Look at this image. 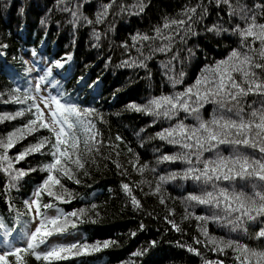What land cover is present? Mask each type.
I'll return each instance as SVG.
<instances>
[{
    "label": "trees",
    "instance_id": "1",
    "mask_svg": "<svg viewBox=\"0 0 264 264\" xmlns=\"http://www.w3.org/2000/svg\"><path fill=\"white\" fill-rule=\"evenodd\" d=\"M105 4L111 5L108 14L97 22V13L102 12ZM139 4L143 5V11L132 7ZM241 4L258 12L264 0H230L229 4L224 0L220 3L217 0H0V115L7 113L14 117L0 120V139L6 140L9 132L22 128L34 118L36 109L32 107V97L39 104L45 96L59 95L63 102L94 108L99 114L89 117L99 132L100 143L96 145L99 150L89 155L81 143L85 167H73L74 178L62 177L63 188L57 185L53 189L64 198L56 200L47 193L39 198L41 205H53L47 209L41 207L47 216H56L58 210L68 214L82 208L85 211L76 216H62L61 221H75V226L69 223L64 232L54 233L44 244H38L35 251L47 252L51 249V240L77 232L83 235L63 239L59 244L79 242V245L92 246L98 241H116L115 245L98 251L81 248L77 255L66 251L50 260L37 259L31 251L24 250L30 232L39 224V217L34 218L35 205L29 210L24 202L36 199L33 192L47 175L46 170H40L42 164L52 159L47 151L49 145H45L42 153H31L22 161L14 160L13 168L26 173L14 182V187H8L13 183L10 174L0 168V256H4L7 264H206L216 260L240 264L231 248L213 251L202 228L207 229L209 236L264 249V239L256 238V233L264 228V217L245 220L243 226L235 228L227 221L234 220L239 213L220 222L204 223L196 219V216L225 215L222 209L195 202L187 206L183 200L188 193L211 191V184L203 185L181 175L163 182L161 192H154L159 176L189 167L187 161L181 160L158 162L164 154L180 152L181 146L160 139L156 133L178 120L195 124L193 117L182 109L169 119L126 108L131 102L144 104L153 96L182 92L207 66L228 57L232 49L247 51L240 44L242 38L232 31L237 24L244 27V22L229 10L230 7L238 9ZM192 8L196 11L186 12ZM165 18L184 20L189 31L185 33L182 28L175 32L167 51L161 52L157 49L167 41L156 37L154 29L162 28ZM257 22L264 23V15L258 16ZM214 24L227 31H209ZM137 34L156 38L134 41L132 37ZM163 34L167 36L168 30ZM249 41L254 49L259 47V41L252 38ZM24 52L32 56L25 58ZM57 60L64 62L60 71L53 68ZM255 71L264 77L259 69ZM42 76L45 79L40 80ZM37 82L40 83L38 91L35 90ZM12 95L19 96L21 102L10 99ZM262 101L264 96L249 94L243 101L245 112L264 107ZM40 107L45 118L49 116L51 120V114L47 115ZM217 108L209 101L200 109V115L205 120L211 119L214 114H221ZM21 109L24 114L14 116ZM77 135L85 138L83 132ZM49 136L48 129L37 125L35 132L18 140L7 154L14 159L28 145ZM239 147L246 154L259 157L257 150ZM232 151V145L219 146L222 155ZM216 154L215 149L205 151L202 159L214 158ZM145 163L148 168L143 173L136 170ZM30 167L36 170L29 172ZM124 183L129 184L140 207L132 204L131 196L122 187ZM218 183L221 187H230L228 182ZM235 187H243L249 193L264 190V185L254 179ZM170 220L180 231L172 227ZM151 241H156L155 245ZM189 247L198 249L200 254L189 251ZM15 248L21 249L20 260L14 254ZM137 249L147 251L140 256L133 255Z\"/></svg>",
    "mask_w": 264,
    "mask_h": 264
},
{
    "label": "snow or ice",
    "instance_id": "2",
    "mask_svg": "<svg viewBox=\"0 0 264 264\" xmlns=\"http://www.w3.org/2000/svg\"><path fill=\"white\" fill-rule=\"evenodd\" d=\"M220 3V0H217ZM224 3L229 4L230 0H224ZM110 4L103 5L102 12L97 13V22H100L104 16L108 14ZM139 11H143V5H133ZM122 10L123 7H122ZM230 12L238 14L240 20L244 22V27L237 24L232 29L233 32L238 33L242 38L241 45L247 48L243 51L239 48H234L229 53V56L223 60H219L213 66H207L206 69L196 78L192 85L187 86L182 92H176L172 95L153 96L144 104H137L131 102L126 105V108L135 110L136 112H144L156 117L163 116L171 118L176 116L182 109L185 113L192 116L196 121L195 124L187 125L182 120L169 128H164L162 131L156 133L162 140L168 141L173 145H180L181 151L173 154H164L158 160L161 161H187L189 167L182 170V172L169 173L167 176L161 175L158 178L155 193L161 192V185L167 180L175 179L177 176H183L185 179H191L203 185L211 184V191H202L200 194L188 193L183 197L187 206H191L193 202L196 204L213 206L217 209H222L224 216H196L198 221L206 223L209 220L220 222L233 213H239L233 219L227 222L233 224V228L237 225L243 226L245 220L253 221L257 217H264V190L253 191L251 193L244 191L243 187L237 189L235 185L241 182L247 183L249 179H254L260 184L264 185V107L260 109L252 108L251 112H245L243 101L249 94H259L264 96V77L258 75L255 71L259 69L264 73V23H258V16L264 15V4L260 6V10L253 11L247 5L241 4L238 9L230 7ZM196 9H187L186 12H195ZM76 13H73L75 16ZM191 17H189V20ZM91 23V21H88ZM184 29L185 33L189 31L185 27L184 20H176L165 18V22L161 27L154 29L156 37L163 41H167L157 51H167L172 42L175 32ZM168 30V35L164 36L163 31ZM209 31H227L221 26L213 25ZM156 37H149L147 35L141 36L137 34L132 39L136 40H152ZM259 41V47L253 48L249 41ZM183 39V37H181ZM259 61V62H257ZM56 65H60L61 61H55ZM51 74V69L49 73ZM239 79H237V75ZM183 75V74H181ZM45 77H40V80ZM174 83H180L179 80H174ZM40 89V83L37 82L35 90ZM18 92L19 89H16ZM27 94L28 89H25ZM27 98V95H26ZM10 99L20 101V97L16 95L10 96ZM32 107L36 109L34 118L29 120L22 128L14 129L7 134L6 140L0 139V168L10 174V183L8 187H14L15 181L20 177L26 175L23 169H14L13 163L15 161H22L31 153H42L45 145H49L47 149L51 155V160L42 164L40 170H46L47 175L43 181L37 185L30 202L26 200L24 203L29 210L33 209L35 205V217H39V224L34 231L30 232L27 241V248L25 251H31L37 259L43 257L44 260L59 258L64 252H71L72 255H77L81 248L84 251H98L101 247L108 248L116 244V241L104 240L103 242H96L89 246L87 243L79 245V242L63 245H52L47 252L35 251L38 244H44L49 237H53L54 233L64 232L69 223L75 226V221L65 219L61 221L62 216H76L78 213H84L85 209H79L71 214L63 213L58 210L56 216H47L41 212V207L47 209L52 207L51 204L41 205L40 197L42 193H47L49 197H55L56 200H62L64 197L58 194L53 189L61 184V178H74L73 167L82 169L85 167L84 157L80 153V144L83 143L85 151L90 155L94 150L98 151L96 147L100 141L97 139L99 132L95 130V126L89 119L92 115H99L94 108H81L76 103L63 102L59 95L45 96L43 100L46 102L49 112L51 113V120L46 121L44 112L40 105L35 103V97H32ZM209 101L218 106L217 110L221 114H214L211 119L205 120L200 115V109L205 103ZM264 104V101H262ZM54 106V107H53ZM30 111V109H29ZM24 110L17 111L14 116H22ZM235 117V118H233ZM13 119L11 114L0 115V120ZM102 119V117H101ZM37 125L41 129H48L49 137H43L36 144H30L22 151H20L15 158L10 157L7 152L12 149L18 140L24 139L28 133L35 132ZM78 132H83L85 138L81 139L77 135ZM54 137V140L52 139ZM117 139L121 137L117 136ZM229 144L233 146V151L225 156L220 154L219 146ZM239 146L245 148L255 149L259 153L256 155H248L241 150ZM215 149L217 154L214 158L202 159L203 153ZM131 151V149H130ZM195 157V160H193ZM138 161V157H137ZM6 162V163H5ZM202 164V167L197 165ZM119 167V165H117ZM135 168L136 165H133ZM148 168L145 163L136 168L137 171L143 173ZM36 169L29 168L32 172ZM15 173V175H12ZM79 183V181H76ZM218 182H228L230 187H221ZM123 189L131 196L132 204L140 207V201L132 195V189L129 184L124 183ZM67 191L66 189L64 190ZM163 202V198L161 199ZM95 208V205H92ZM185 219L188 217L185 216ZM172 227L180 231L179 226L174 221H169ZM49 225L52 227L49 228ZM143 227V225H141ZM246 231V229H245ZM202 232L208 239V243L213 245V251L223 252L225 249L231 248L236 253V260L240 264H264V249L250 248L247 244H241L238 240L224 239L223 237L209 236L207 229L202 228ZM135 236V233H132ZM257 239H264V228H261L256 233ZM155 245L156 241L150 242ZM197 243H200L197 240ZM76 249V251H71ZM191 252L199 255L198 249L189 247ZM147 249H137L133 255H143ZM21 252L20 248L14 249V254H17V260H20L18 255ZM7 255V253H5ZM0 261L4 260V256H0ZM124 264V262H121ZM206 264H224L223 260H216L215 262H206Z\"/></svg>",
    "mask_w": 264,
    "mask_h": 264
},
{
    "label": "rangeland",
    "instance_id": "3",
    "mask_svg": "<svg viewBox=\"0 0 264 264\" xmlns=\"http://www.w3.org/2000/svg\"><path fill=\"white\" fill-rule=\"evenodd\" d=\"M32 56L31 54H29V53H26V52H24L23 53V57H27V56ZM63 63L61 62V64L60 65H56L55 66V68H56V70L57 71H60L62 68H63ZM54 68V67H53ZM32 74H34V72L32 73ZM32 82H34V77L32 78ZM42 107H43V109H44V111L46 112V114L47 115H50L51 113L49 112V110H48V107H47V105H46V102L44 101V102H41V103H39ZM54 107V106H53ZM45 120L46 121H50L49 120V116H47L46 118H45ZM37 221L38 220H36V223H37ZM35 223V224H36ZM76 235H78V236H82L83 234L81 233V232H77V233H74V234H72V235H70V236H68V237H65V238H56V239H53V240H51V242L49 243V247H52V245H56V244H59L63 239H73V238H75V236ZM4 242H5V240H4Z\"/></svg>",
    "mask_w": 264,
    "mask_h": 264
},
{
    "label": "bare ground",
    "instance_id": "4",
    "mask_svg": "<svg viewBox=\"0 0 264 264\" xmlns=\"http://www.w3.org/2000/svg\"><path fill=\"white\" fill-rule=\"evenodd\" d=\"M62 63L64 64V62H62ZM55 66H56V64L54 63V65H53L54 69H56ZM95 88H96V86H95Z\"/></svg>",
    "mask_w": 264,
    "mask_h": 264
}]
</instances>
